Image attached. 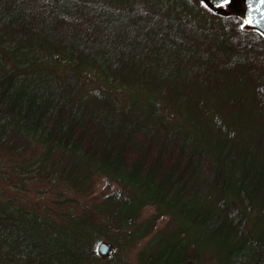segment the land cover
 <instances>
[{"label":"trees","instance_id":"obj_1","mask_svg":"<svg viewBox=\"0 0 264 264\" xmlns=\"http://www.w3.org/2000/svg\"><path fill=\"white\" fill-rule=\"evenodd\" d=\"M202 1L220 23L202 27L188 19V6L173 12L165 2L146 0L129 7L111 0H0V145L17 131L42 147L29 161L32 168L41 172L64 157L71 159V172L78 163L120 184L119 191L103 197L110 210L107 224L99 225L106 238L117 241L149 233L138 235L135 229L150 220L155 227L168 213L161 205L170 199L163 193L196 182L195 214H186L181 224L194 223L201 243L206 233L216 245L225 243L229 264H264V169L253 167L251 177L247 168L240 176L236 169L232 173L225 167V149L221 154L208 149L179 121L180 109L175 110L178 122L162 111L170 98L189 112V101L196 103L194 91L210 94L234 72L243 76L246 95L253 97L264 122V34L246 28L240 15L215 12ZM210 2L216 6L225 0ZM92 58L125 64L132 78L151 73L159 87L132 104L105 80L103 62L85 64ZM90 74L91 85L85 82ZM233 95L225 94L229 108L238 103ZM218 120L216 129L229 140L231 128L220 127ZM239 156L233 162H240ZM68 175L79 184L87 177L78 171ZM134 187L141 193L137 199ZM120 201L129 207L117 208ZM152 204L157 213L139 220ZM187 228L180 231L179 245L163 254L166 260L153 263L152 254L144 264L197 263L206 250L184 253Z\"/></svg>","mask_w":264,"mask_h":264},{"label":"rangeland","instance_id":"obj_2","mask_svg":"<svg viewBox=\"0 0 264 264\" xmlns=\"http://www.w3.org/2000/svg\"><path fill=\"white\" fill-rule=\"evenodd\" d=\"M135 1L138 0H111L120 7H129ZM146 1L165 2L173 12H177L178 7L188 6V19L202 27L221 22V17L205 8L202 0ZM216 7H221L223 12ZM216 7L212 10L224 15L235 13L230 0ZM96 60L103 62L102 72L111 88H120L122 95L132 104L147 100L148 94L154 93L159 87L157 77L151 73L143 78H132L133 74L125 64L120 67L112 66L105 59L97 58L84 61L91 68ZM85 77L86 83L91 85L95 82L94 74ZM213 89L210 94L201 88L194 91L196 103L189 101V112L180 103L173 105L170 98L162 111L170 121L178 122L175 110L180 109L182 116L179 121L191 128L197 139L208 149L218 154L225 149L228 158L226 168L232 173L236 169L239 176L247 168V174L251 177L255 173L252 169H264L262 112L256 107L253 97L246 95L248 87L245 86L242 75L230 72ZM225 94L227 97L235 94L237 105L229 108ZM217 119L220 127L231 128L229 131L232 137L229 140L222 139L221 129H216ZM41 151L42 147L37 142L17 131H11L0 145V201L11 202L0 204V264H144L148 261V255L153 256L152 254L155 256L153 263H158L166 260L163 255L165 252L170 253L179 245L178 237L185 224L188 230L185 234L184 253L187 255L191 250L196 256L206 250L197 263L190 260V264L230 263L225 243L216 245L209 233H206V242L201 243L199 228L194 223L187 220L184 221L185 224H181V220L187 219L186 214H195L194 207L198 203L196 182H183L181 189L174 188L171 192L163 193L170 199L168 203L161 205L168 213L160 215L155 227L150 220L135 229L138 235L147 231L149 233L128 242L125 237L117 241L118 239L106 238L103 235L104 226H99L107 224L104 217L110 210L101 201L109 192L119 191L122 186L101 171L85 169L78 163L71 172V168L67 167L72 164L71 159L64 157L60 159L61 164H55V168L47 167L40 172L38 168H32L29 161L39 156ZM235 154L240 155V162H233ZM77 171L79 175L87 176L80 184L79 180L73 182L68 175L70 173L72 177ZM131 192L136 199L141 196L135 187ZM117 206L129 207L122 201ZM134 208H129L128 211L131 212ZM157 210L156 204L146 205L139 220L156 214ZM92 240L96 241L95 248L91 245ZM101 240L110 241L114 246L108 256H100L98 253Z\"/></svg>","mask_w":264,"mask_h":264},{"label":"water","instance_id":"obj_3","mask_svg":"<svg viewBox=\"0 0 264 264\" xmlns=\"http://www.w3.org/2000/svg\"><path fill=\"white\" fill-rule=\"evenodd\" d=\"M211 9L219 5H214L210 0H204ZM234 6V14L240 15L243 18L244 26L246 28H254L260 30L264 34V0H230ZM223 12L221 7H216ZM114 248L112 242L101 240L98 245V252L100 255H109Z\"/></svg>","mask_w":264,"mask_h":264},{"label":"snow or ice","instance_id":"obj_4","mask_svg":"<svg viewBox=\"0 0 264 264\" xmlns=\"http://www.w3.org/2000/svg\"><path fill=\"white\" fill-rule=\"evenodd\" d=\"M228 2V0H225V3H227Z\"/></svg>","mask_w":264,"mask_h":264}]
</instances>
